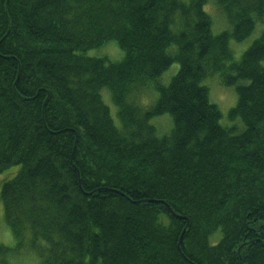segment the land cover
I'll list each match as a JSON object with an SVG mask.
<instances>
[{"label":"trees","instance_id":"trees-1","mask_svg":"<svg viewBox=\"0 0 264 264\" xmlns=\"http://www.w3.org/2000/svg\"><path fill=\"white\" fill-rule=\"evenodd\" d=\"M12 166L0 264H264V0H0Z\"/></svg>","mask_w":264,"mask_h":264},{"label":"rangeland","instance_id":"rangeland-1","mask_svg":"<svg viewBox=\"0 0 264 264\" xmlns=\"http://www.w3.org/2000/svg\"><path fill=\"white\" fill-rule=\"evenodd\" d=\"M218 26L219 24L216 22L215 27L217 29H218ZM257 36L258 34L255 31L248 38H246L244 41L240 43H235L234 41L230 40L229 41L230 48L235 52V55L239 57V55L251 45L253 39H255ZM110 46H114L116 49L114 50V48ZM105 49H108V53L111 54V57H109V59L112 62L118 61L120 59L121 52L118 49L115 42L112 41L106 44L104 47H102L100 50L97 51L98 54L99 55L105 54ZM97 52H91V54L97 53ZM176 68H177V65H173L170 68V70L167 72V75L169 76L173 74L176 71ZM202 85H204L208 89V95H209L210 102L218 106L221 112V115H222V124L228 128H235V130L237 131L241 130L242 125L238 119L235 121L227 120V113L229 109L233 107L236 103V96H235V93L233 92V88H227V87L222 86L220 84V79L215 76L204 79L202 81ZM103 94H104V91H103ZM106 103L109 105L111 114L114 117L115 108L112 105H110V101ZM237 123H239L240 125H237ZM18 169H19L18 166H12L6 171L0 173V187H1V183L5 180L12 178ZM2 226L4 227L5 224H4V219H3V208L0 203V227ZM6 232H7V229H6ZM7 235H8V239L3 241L1 234H0V243L10 246L12 245L13 240L8 233Z\"/></svg>","mask_w":264,"mask_h":264},{"label":"water","instance_id":"water-1","mask_svg":"<svg viewBox=\"0 0 264 264\" xmlns=\"http://www.w3.org/2000/svg\"><path fill=\"white\" fill-rule=\"evenodd\" d=\"M168 209H169V211H170L172 214H174V213L172 212V210L170 209V207H168ZM177 217L180 218V216H177Z\"/></svg>","mask_w":264,"mask_h":264}]
</instances>
